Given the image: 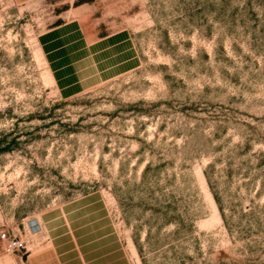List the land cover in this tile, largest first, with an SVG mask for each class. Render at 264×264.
I'll return each instance as SVG.
<instances>
[{
	"label": "rangeland",
	"instance_id": "374dc122",
	"mask_svg": "<svg viewBox=\"0 0 264 264\" xmlns=\"http://www.w3.org/2000/svg\"><path fill=\"white\" fill-rule=\"evenodd\" d=\"M74 7L140 62L65 96L37 34ZM2 228L0 264H264V0H0Z\"/></svg>",
	"mask_w": 264,
	"mask_h": 264
},
{
	"label": "crops",
	"instance_id": "0c3cea01",
	"mask_svg": "<svg viewBox=\"0 0 264 264\" xmlns=\"http://www.w3.org/2000/svg\"><path fill=\"white\" fill-rule=\"evenodd\" d=\"M64 11H55L57 20L37 34L60 94H75L139 65V49L129 28L99 32L96 25L86 21L81 8ZM88 251L80 252L75 263L60 257L59 264H94L97 258L100 264H108L105 253L86 258Z\"/></svg>",
	"mask_w": 264,
	"mask_h": 264
},
{
	"label": "built area",
	"instance_id": "2783aa9c",
	"mask_svg": "<svg viewBox=\"0 0 264 264\" xmlns=\"http://www.w3.org/2000/svg\"><path fill=\"white\" fill-rule=\"evenodd\" d=\"M27 226L33 232L39 229L40 224L34 219H28ZM0 239L5 248L10 251H19L24 246L23 239L19 234L11 233L5 228L0 229Z\"/></svg>",
	"mask_w": 264,
	"mask_h": 264
},
{
	"label": "bare ground",
	"instance_id": "6f19581e",
	"mask_svg": "<svg viewBox=\"0 0 264 264\" xmlns=\"http://www.w3.org/2000/svg\"><path fill=\"white\" fill-rule=\"evenodd\" d=\"M32 232V231H31Z\"/></svg>",
	"mask_w": 264,
	"mask_h": 264
}]
</instances>
